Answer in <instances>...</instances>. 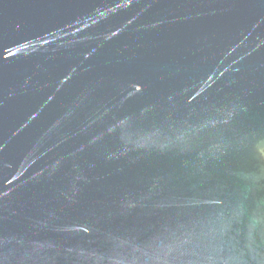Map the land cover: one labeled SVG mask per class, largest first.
<instances>
[{"label":"water","instance_id":"95a60500","mask_svg":"<svg viewBox=\"0 0 264 264\" xmlns=\"http://www.w3.org/2000/svg\"><path fill=\"white\" fill-rule=\"evenodd\" d=\"M0 264H264V0H0Z\"/></svg>","mask_w":264,"mask_h":264}]
</instances>
